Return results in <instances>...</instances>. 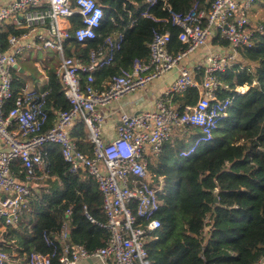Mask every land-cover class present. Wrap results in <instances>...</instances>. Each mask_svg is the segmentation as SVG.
Listing matches in <instances>:
<instances>
[{"label": "built area", "instance_id": "built-area-1", "mask_svg": "<svg viewBox=\"0 0 264 264\" xmlns=\"http://www.w3.org/2000/svg\"><path fill=\"white\" fill-rule=\"evenodd\" d=\"M147 1L142 15L177 25L183 46L172 50L171 32L155 30L149 56L135 58L130 67H122L98 88L95 73L116 62L125 32L108 34L103 43L90 49L87 62L80 55L66 54L71 37L86 43L100 36L105 11L98 0H0V24L10 20L23 30L8 36L7 48L0 37V222L17 225L29 208L30 198L36 196L30 184L15 175V161H23L28 180L36 178L39 171L48 175V152L44 146L56 143L61 146L70 171L88 172L98 182L107 215V221L101 224L110 232L106 244L89 250L84 244L68 241L65 220L54 238L51 233L45 234L47 244L55 245L56 240L61 244L59 255L57 249L48 253L32 251L23 264H54L56 259L57 264H78L89 258L104 264H150L146 245L158 238L162 226L156 213L163 203L159 195L163 179L154 183L149 157L159 156L176 130L186 133L189 126H198L203 134L180 153L182 157L192 155L203 142L214 138L215 130L228 113L233 99L220 98V91L226 87L220 74L237 63L240 50L253 47L257 33L263 31L262 22L254 25L250 21V9L258 0H205L211 3L209 9L196 1L185 12L176 11L169 0H163L162 7L169 13L167 18H158L151 10L159 0ZM75 15L81 21L77 27L72 20ZM218 31L229 45L210 49L201 63H189L191 55L208 45ZM46 48L58 55L56 74L71 103L69 109L56 111L49 126L48 91L24 85L15 95L13 85L19 56L28 50ZM174 69L178 71L177 77L157 96L155 106L135 113L122 112L117 135L104 139L106 115L99 109L145 89ZM82 72L87 74L85 84L81 81ZM191 87L199 88L198 101L178 104L176 97ZM246 87L236 89L244 92ZM11 99L14 105L6 111ZM79 120L84 121L93 144L91 153L79 149L71 135ZM11 259L12 254L0 246V264H8ZM256 264H264V256Z\"/></svg>", "mask_w": 264, "mask_h": 264}, {"label": "trees", "instance_id": "trees-1", "mask_svg": "<svg viewBox=\"0 0 264 264\" xmlns=\"http://www.w3.org/2000/svg\"><path fill=\"white\" fill-rule=\"evenodd\" d=\"M200 1L210 8L205 0H169L176 11H188ZM105 11L100 36L86 43L75 37L69 39L67 55H80L89 60L92 47L103 43L106 36L118 30L125 32L116 62L95 73V85L103 87L104 80L122 67H130L135 58H147L149 44L155 30H169L172 34L170 47L176 51L183 44L178 38L180 28L171 21L156 20L142 15L148 6L147 0H98ZM163 0L151 8L158 18H167L169 13L162 7ZM264 9V0H261ZM74 27L81 24L73 16ZM264 24V19L261 21ZM23 30L10 20L0 24V37L4 48L8 36ZM212 41L228 46L229 42L218 31ZM241 61L220 74L226 85L220 98L232 97L227 115L221 120L211 141L203 142L188 157L181 151L192 146L203 134L198 126H189L186 133L175 135L164 146L159 156H150L149 169L154 183L163 179L159 190L162 205L156 213L162 226L158 238L147 243L150 264H256L264 256V29L257 33L253 47L240 50ZM23 73L14 68V93L25 85ZM47 84L46 108L53 123L56 111L69 109L71 103L64 91V83L51 65ZM87 74L81 73L82 84ZM248 86L244 92L239 86ZM199 88L191 87L178 95V104H195ZM14 99L6 105L8 111ZM78 148L91 153V143L86 125L79 120L71 130ZM48 175L39 171L31 180L26 177L24 163L17 159L13 166L21 181L37 186L36 196L30 198L29 208L21 215L15 236L22 245L21 252L61 251V244L49 245L45 234L52 238L66 220L69 227L68 241L86 245L89 250L106 244L109 230L101 223L107 221L104 196L98 182L88 172H72L65 161L59 144L47 143ZM90 214L94 220L90 219ZM54 264H57V259Z\"/></svg>", "mask_w": 264, "mask_h": 264}, {"label": "crops", "instance_id": "crops-1", "mask_svg": "<svg viewBox=\"0 0 264 264\" xmlns=\"http://www.w3.org/2000/svg\"><path fill=\"white\" fill-rule=\"evenodd\" d=\"M264 19V9L261 5V0L256 1L250 9V21L254 25L260 23ZM223 47L222 45L213 43L212 39L209 40L208 45L195 51L191 57L187 60L191 64L197 62H203L205 54L210 49H216ZM59 63L57 53L52 49H40V50H28L24 52L18 58V69L23 73L21 79L25 81V85H28L32 89L39 91H46V87L49 81L48 70L51 65L55 67ZM33 64L34 70L30 69V65ZM44 65V68L41 67ZM178 71L174 69L163 77L154 80L149 86L143 90L126 95L120 100L113 101L107 106L101 107L99 110L105 113L103 137L106 140L112 139L118 133V125L120 115L122 112L135 113L142 109L153 108L157 96L162 93L166 87L171 84L177 77ZM198 79H201V73L198 74ZM248 89V86L245 90ZM183 132L182 130H176L173 134L178 135ZM31 185V183H29ZM37 190V186H33ZM30 211V208H28ZM17 225L6 226L2 221L0 222V246L8 250L12 254V259L8 264H23L27 257V252H21L22 245L15 236L14 228ZM109 263V262H108ZM107 263V264H108ZM78 264H104L102 261L96 258H89L80 261ZM111 264V263H109Z\"/></svg>", "mask_w": 264, "mask_h": 264}, {"label": "rangeland", "instance_id": "rangeland-1", "mask_svg": "<svg viewBox=\"0 0 264 264\" xmlns=\"http://www.w3.org/2000/svg\"><path fill=\"white\" fill-rule=\"evenodd\" d=\"M252 24H253V23H252ZM211 39H212V37L210 38V40H211ZM208 42H209V41H208ZM202 47H203V46L199 47L198 49H200V48H202ZM198 49H197V50H198ZM241 60H242V58H241V56H239V61H241ZM31 68H32V69H31ZM30 69H31V70H34L33 64L30 65ZM178 133H180V134H178V135H181V132H178ZM182 133H183V132H182Z\"/></svg>", "mask_w": 264, "mask_h": 264}, {"label": "water", "instance_id": "water-1", "mask_svg": "<svg viewBox=\"0 0 264 264\" xmlns=\"http://www.w3.org/2000/svg\"><path fill=\"white\" fill-rule=\"evenodd\" d=\"M15 67L17 68L18 67V64H15Z\"/></svg>", "mask_w": 264, "mask_h": 264}]
</instances>
